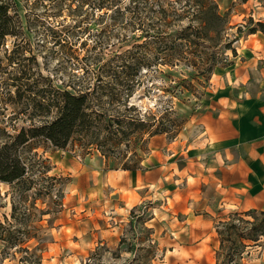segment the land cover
Here are the masks:
<instances>
[{
    "label": "rangeland",
    "instance_id": "obj_1",
    "mask_svg": "<svg viewBox=\"0 0 264 264\" xmlns=\"http://www.w3.org/2000/svg\"><path fill=\"white\" fill-rule=\"evenodd\" d=\"M3 1L10 4L11 23L19 24L20 31L0 40V146L21 128L50 120L56 114L54 95L63 90L102 96L95 108L127 122L134 118V124L123 126H136V132L126 138L123 130L117 131L105 147L91 144L81 133L74 134L64 149L43 137L20 146L26 176L11 183L0 180V264H216V225L246 209L222 198L219 180L214 179L216 186L210 182L206 155H189L170 143L188 144L197 138L237 90L243 92L240 96L258 90L257 76L239 87L237 80L225 78L245 57L262 51L264 32L248 33V28L264 23V0H217L222 11L230 12L228 36L237 55L228 49L227 61L216 67L211 80L199 84L195 76L190 81L194 87L185 94V86L173 87L176 80L189 78L185 71L143 68L147 12L124 10L137 4L135 8H160L157 4L122 0L119 10L97 7L98 0L0 4ZM151 2L169 8L166 0ZM242 24L246 27L239 33L237 26ZM126 104L133 106L126 109ZM169 106L174 113L166 110ZM170 120L176 122L174 130L149 136ZM117 121L113 130L119 128ZM172 166L185 167L179 180ZM125 167L148 169L154 183L149 198L135 207L136 213L146 212L141 219L132 220L133 208L121 209L122 200L108 185L115 182L109 171ZM172 193L174 200L169 198ZM116 212L128 214V220H114ZM152 215L155 219L150 220ZM261 240L247 248L245 263L261 264L264 237Z\"/></svg>",
    "mask_w": 264,
    "mask_h": 264
},
{
    "label": "trees",
    "instance_id": "obj_2",
    "mask_svg": "<svg viewBox=\"0 0 264 264\" xmlns=\"http://www.w3.org/2000/svg\"><path fill=\"white\" fill-rule=\"evenodd\" d=\"M85 1L88 0H83ZM121 1L98 0L95 4L100 8H107L106 5H108L123 10ZM135 1L137 0H132V2ZM166 1L169 8H165L158 2L144 0L147 6L157 4L160 8H135L137 4L133 8L126 6L124 10L138 11L140 9L147 12L148 24L144 32L146 49L141 60L143 68L147 69L146 72L160 66L165 67L164 69L159 68L160 72L185 71L189 78L176 80L173 86H185V89L181 90L185 94L186 90L191 91L190 86L194 87L190 81L195 76L199 84L211 80L216 67L224 65L227 61L225 53L228 49L232 50L234 56L237 55L235 47H232L233 40L228 36V30L232 27L230 26V12L222 11L217 0ZM10 8L8 2H1L0 40L9 35L15 36L20 31L19 24L11 23L12 16L8 14ZM249 20L254 24L252 18ZM237 27L238 32L242 33L246 25L242 24ZM258 30L264 32V23L261 21L248 28V33H256ZM188 69L192 70L188 71ZM136 73V75L139 74V72ZM199 78L202 79L198 80ZM131 95L127 94V98ZM101 100L102 96L92 97L90 91L85 90L80 92L63 90L58 95H54L52 104L56 109V114L50 120L39 125L33 124L28 129L21 128L15 136L0 146V180L11 183L20 181L26 176L27 167L21 161L18 150L20 146L33 138L43 137L49 140L54 147L64 149L76 133L90 138L91 144L100 147L108 145V141L112 140L117 131L123 130L126 138L133 135L136 132V126L134 128L128 126L134 124V118L131 122H127L122 120V116L111 117L107 111L95 108V102ZM127 105L126 109L133 106ZM166 110L175 112L172 106ZM115 119L118 120L117 130H113ZM125 123L128 126L124 127ZM175 127V120H170L166 124L158 125L154 131H150L149 136L171 132ZM108 128L110 132L107 131ZM102 154L107 156V150H103ZM124 169L136 170L138 168L125 167ZM136 208L131 210L132 220L135 217L141 219L142 215L146 214L145 211L136 213ZM216 230L220 241L216 264H232L233 262L247 264L243 261L245 254L250 253L247 248H251L252 244H259L264 237V210L249 209L244 213H232L228 218L218 222ZM222 257L223 260H221Z\"/></svg>",
    "mask_w": 264,
    "mask_h": 264
},
{
    "label": "crops",
    "instance_id": "obj_3",
    "mask_svg": "<svg viewBox=\"0 0 264 264\" xmlns=\"http://www.w3.org/2000/svg\"><path fill=\"white\" fill-rule=\"evenodd\" d=\"M260 45L262 51L245 57L225 78L227 81L229 78L237 80L240 82L237 85L239 87L250 77L257 76L260 84L256 93L250 95L246 90L240 96L243 92L237 90L236 96L228 97L227 107L216 115L214 122L204 125L197 138L188 144L180 140L170 143L173 149L177 148L189 155L195 153L198 156L201 152L206 155L205 171L210 182L216 186L214 179L219 180L222 198L239 202L246 211L264 210V39ZM184 169L182 166L177 170L171 167L176 180L184 175ZM109 176L115 180L114 184L108 183L110 190L122 200L121 209L126 211L144 202L149 198V192L153 191L150 185L154 183L149 181V170L146 168L134 171L114 169L109 171ZM184 177L188 182V176ZM125 191L131 198L125 196ZM190 195H184L187 201ZM169 198L174 200L175 193ZM113 219L125 222L128 214L116 212ZM152 219H155L153 215ZM116 228L118 226L113 229ZM259 247H264V242ZM261 264H264V253Z\"/></svg>",
    "mask_w": 264,
    "mask_h": 264
}]
</instances>
